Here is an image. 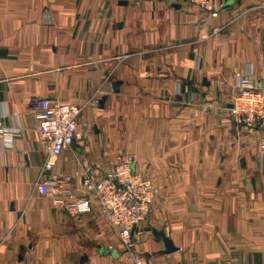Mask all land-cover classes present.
<instances>
[{"label": "crops", "instance_id": "crops-1", "mask_svg": "<svg viewBox=\"0 0 264 264\" xmlns=\"http://www.w3.org/2000/svg\"><path fill=\"white\" fill-rule=\"evenodd\" d=\"M214 7L0 0V264H133L83 186L126 154L155 187L134 234L145 263L264 264L261 133L231 113L239 79L264 93V0ZM45 97L81 107L54 173L89 212L36 187L48 154L33 103Z\"/></svg>", "mask_w": 264, "mask_h": 264}, {"label": "built area", "instance_id": "built-area-1", "mask_svg": "<svg viewBox=\"0 0 264 264\" xmlns=\"http://www.w3.org/2000/svg\"><path fill=\"white\" fill-rule=\"evenodd\" d=\"M170 1L194 4L214 17L218 15L214 7L215 0ZM33 110L39 122L40 137L48 154L36 182L38 191L49 196L54 205L71 206L79 213L89 212V201L69 192L71 177L54 173V159L80 137L77 127L81 107L62 104L56 99L45 97L34 101ZM231 113L240 132L261 133L257 155L264 169V93L250 81L239 79L235 86ZM135 162L134 155H120L115 167L104 176L95 179L91 171H88L83 186L96 195L102 215L111 225L118 228L123 247L133 255V264H154L145 263L143 258L134 252V234L140 231L141 224L148 217L155 194L152 182L133 169Z\"/></svg>", "mask_w": 264, "mask_h": 264}, {"label": "water", "instance_id": "water-1", "mask_svg": "<svg viewBox=\"0 0 264 264\" xmlns=\"http://www.w3.org/2000/svg\"><path fill=\"white\" fill-rule=\"evenodd\" d=\"M167 243H168L167 244V250H168L167 253L173 252L175 249L171 246L169 241Z\"/></svg>", "mask_w": 264, "mask_h": 264}]
</instances>
